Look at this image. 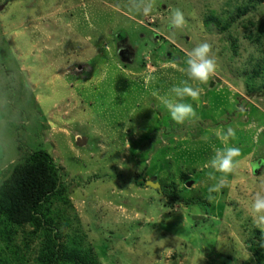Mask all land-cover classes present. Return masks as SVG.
Wrapping results in <instances>:
<instances>
[{"label": "rangeland", "instance_id": "obj_1", "mask_svg": "<svg viewBox=\"0 0 264 264\" xmlns=\"http://www.w3.org/2000/svg\"><path fill=\"white\" fill-rule=\"evenodd\" d=\"M247 4L0 0V184L43 148L66 186V203L53 209L102 264H255L249 240L264 239V225L248 204L264 193V96L245 85L264 84V74L246 69L262 55L246 34L248 21L264 23V2L235 18ZM176 11L180 28L169 23ZM225 12L234 22L222 29ZM208 14L221 26L207 24ZM201 43L217 62L207 82L187 75L188 54ZM182 81L200 95L183 98L196 115L176 123L163 100H178L171 89ZM225 143L241 150L229 174L210 166ZM221 178L225 187L212 191ZM30 231L0 235V264H34L40 235L25 247Z\"/></svg>", "mask_w": 264, "mask_h": 264}, {"label": "trees", "instance_id": "obj_2", "mask_svg": "<svg viewBox=\"0 0 264 264\" xmlns=\"http://www.w3.org/2000/svg\"><path fill=\"white\" fill-rule=\"evenodd\" d=\"M247 1L248 7L236 10L235 18L244 17L243 13L248 9L255 13L256 11L253 10L264 2V0ZM253 13L251 16H254ZM231 14L226 13V19H222L224 20L222 29H227L233 24L234 17ZM205 19L207 24L214 23L221 26V17L218 15L208 14ZM246 24H243L244 30L248 29L247 25L250 26L246 38L258 51H262V55L258 54L257 58L250 57L246 60V69L253 74V78H258L262 73L264 74V23L258 18L256 23L248 21ZM233 45L236 53V44ZM248 82L246 88L254 87L259 95L264 96V84L261 81ZM23 158L22 163L12 166L9 176L0 184L1 237L7 241L12 237L15 227L26 225L31 231L23 238L25 247H28V236L40 235V246L33 260L34 264H102L92 245L86 243L85 236L79 228L70 227L73 233H67L65 229L70 225V221L53 209L55 201L66 203L67 198L64 195L66 186L60 181L58 168L51 156L45 149L39 148L29 151ZM165 188L171 189L170 195H172L174 187L162 184V191H166ZM176 199H180V196L176 195L173 200ZM256 232L258 233L259 230ZM253 237L249 240L248 246L251 257L255 264H264V239L258 235ZM1 252L0 262H5L6 258ZM18 258L16 253L15 259ZM20 261L23 262L24 259Z\"/></svg>", "mask_w": 264, "mask_h": 264}, {"label": "clouds", "instance_id": "obj_3", "mask_svg": "<svg viewBox=\"0 0 264 264\" xmlns=\"http://www.w3.org/2000/svg\"><path fill=\"white\" fill-rule=\"evenodd\" d=\"M149 10L150 9L146 8L145 13ZM169 23L173 28L182 27L184 24L183 14L180 11H176ZM210 53V45L208 43H201L194 47L188 54L186 63L187 75L190 80L207 82L216 71L217 62ZM171 93L179 99H164L163 103L166 105L173 121L176 123H183L186 119L196 115L192 104L183 102V98L187 96L195 100L200 95L199 91L188 86L187 81H182L181 85L172 87ZM232 135V129H228L227 135L223 137L224 141L226 142L228 137ZM240 155L241 150L238 147L228 146L227 143H225L223 148L216 149L214 156L210 160V166L215 169V171L223 174L232 173L238 163L236 158ZM223 187H225V181L221 178L212 191H218ZM248 208L253 222L257 227L264 225V193L257 192L249 202Z\"/></svg>", "mask_w": 264, "mask_h": 264}, {"label": "water", "instance_id": "obj_4", "mask_svg": "<svg viewBox=\"0 0 264 264\" xmlns=\"http://www.w3.org/2000/svg\"><path fill=\"white\" fill-rule=\"evenodd\" d=\"M0 8H1V6H0ZM122 54H124V55H122ZM125 54L127 55V53H126L125 51H123V52L120 53L119 56H120L121 58H123V57H127V56H125ZM147 184H150V185L154 186L153 182H151V181H147ZM187 185L189 186V185H190V182H187ZM156 187L158 188V187H159V184H157Z\"/></svg>", "mask_w": 264, "mask_h": 264}]
</instances>
